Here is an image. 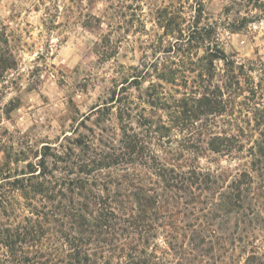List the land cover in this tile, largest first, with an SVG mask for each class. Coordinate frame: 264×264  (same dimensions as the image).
Here are the masks:
<instances>
[{"label": "rangeland", "instance_id": "1", "mask_svg": "<svg viewBox=\"0 0 264 264\" xmlns=\"http://www.w3.org/2000/svg\"><path fill=\"white\" fill-rule=\"evenodd\" d=\"M239 2L0 0V264H17L10 256L18 244L7 245L6 231L15 238L26 218H36L21 193L8 187L3 172L7 166L15 176L28 170V162L40 159L44 145H50L52 153L61 152L78 138L119 147L123 123L144 133L150 130L148 140L160 156L172 148L168 157L179 158L176 152L192 142L206 147L207 134L179 127L160 141L155 128L162 121L171 123L167 110L152 101L158 94L171 103L193 95L201 74L212 87L222 85L227 65L212 55L213 49L225 52L236 65L254 66L250 80L261 86L258 107L264 112V15L253 19L261 11ZM240 79L247 87L245 78ZM246 95L234 94L228 109L216 117L214 131L238 140L233 152L205 150L194 157L185 151L182 157L222 174L219 187L245 169L253 176L240 214L230 219L222 214L213 203L218 201L217 187L202 194L198 220L181 215L183 224L194 222L202 229L203 223L217 230L208 239L216 246L215 258L221 257L218 264L264 263V169H251L249 149L259 130ZM147 120L152 123L143 126ZM34 204L43 208L41 202ZM190 233L179 239L192 254L171 249L162 228L151 239L149 251L169 264L213 262L198 257L202 252L192 248ZM54 236L49 230L43 242L60 243ZM221 242L223 248L217 249Z\"/></svg>", "mask_w": 264, "mask_h": 264}, {"label": "trees", "instance_id": "2", "mask_svg": "<svg viewBox=\"0 0 264 264\" xmlns=\"http://www.w3.org/2000/svg\"><path fill=\"white\" fill-rule=\"evenodd\" d=\"M239 3L253 4L261 11V15L257 13L253 19L259 20L264 15L263 0H242ZM247 21V17L243 18L241 25L244 26ZM212 55L226 62L222 85L212 87L211 81L201 74L198 89L193 91V95H185L171 103L166 96L158 94L152 101L156 107L167 110L171 123L162 121L155 128L154 131L160 134V141L170 138L171 131L179 127L207 134L204 139L206 147L192 142L180 148L181 152H176L179 158L168 157L172 154L171 147L165 150L166 155L160 156L148 140L152 138L150 130L144 133L123 123L119 147H106V144L101 147L92 140L78 138L73 146H65L61 152L52 153V147L44 145L40 159L28 162V170L24 169L20 174L11 175V167L8 166L3 170L8 187L21 193L36 217L26 218V223L20 224L17 229L15 238L9 230L6 231L7 245L15 247L18 244L15 255L10 256L13 262L169 264L155 251H149L151 239L162 228L166 237L171 239L168 242L171 249L177 247L185 255L193 252L186 249L184 240L179 237L191 231L192 248L202 252L198 257L206 256L213 260L209 264H218L221 257L215 258L216 246L208 239V236H215L217 230L203 223L199 224L200 229L194 222H183L184 217H196L202 194L219 187L223 175L203 169L193 160H183V153L188 151L197 157L205 150L233 152L238 140L233 134L214 131L216 117L228 109L234 94L239 96L248 92L246 104L259 130L258 139L249 149L251 169L262 171L264 112L258 107L261 86L250 80L249 73L254 66L246 69L244 63L236 65L223 51L213 49ZM261 69L264 70V67ZM240 78H245L247 87L243 86ZM226 94L228 98H225ZM147 122L152 123L147 120L142 125H147ZM191 133L186 138L189 141L193 138V131ZM140 166H143L142 169ZM121 170L124 174L120 173ZM252 179L250 171L245 169L234 175L226 186L219 187L218 201L213 203L227 219L243 211L245 193L249 191ZM39 196L40 199L36 200ZM36 201L43 203V208L35 205ZM181 215L184 217L181 218ZM49 230L56 232L54 237L60 243L52 245L43 242ZM222 245L221 242L217 249L223 248ZM255 256L253 254L252 258L256 259Z\"/></svg>", "mask_w": 264, "mask_h": 264}]
</instances>
